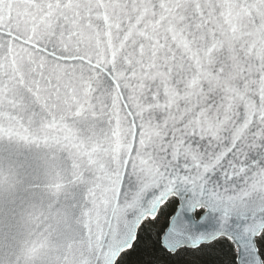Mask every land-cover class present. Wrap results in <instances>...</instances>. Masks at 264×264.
<instances>
[{
    "label": "snow or ice",
    "instance_id": "6c2138e0",
    "mask_svg": "<svg viewBox=\"0 0 264 264\" xmlns=\"http://www.w3.org/2000/svg\"><path fill=\"white\" fill-rule=\"evenodd\" d=\"M0 264H264V0H0Z\"/></svg>",
    "mask_w": 264,
    "mask_h": 264
},
{
    "label": "water",
    "instance_id": "95a60500",
    "mask_svg": "<svg viewBox=\"0 0 264 264\" xmlns=\"http://www.w3.org/2000/svg\"><path fill=\"white\" fill-rule=\"evenodd\" d=\"M55 255H56V253H55V252H53V253H52V257L54 258V257H55Z\"/></svg>",
    "mask_w": 264,
    "mask_h": 264
}]
</instances>
